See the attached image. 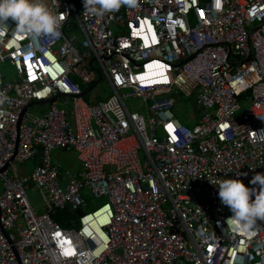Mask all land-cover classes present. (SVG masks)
I'll return each instance as SVG.
<instances>
[{"label": "built area", "instance_id": "2783aa9c", "mask_svg": "<svg viewBox=\"0 0 264 264\" xmlns=\"http://www.w3.org/2000/svg\"><path fill=\"white\" fill-rule=\"evenodd\" d=\"M57 3L59 37L13 35L11 19L0 35L14 73H0V264H264V222L232 231L213 184L258 189L264 174V0H136L103 16ZM98 75L109 95H81ZM180 96L200 108L192 126ZM53 150L79 168L62 174ZM86 195L104 201L86 211ZM65 208L80 210L68 227L50 217Z\"/></svg>", "mask_w": 264, "mask_h": 264}, {"label": "clouds", "instance_id": "9594fccd", "mask_svg": "<svg viewBox=\"0 0 264 264\" xmlns=\"http://www.w3.org/2000/svg\"><path fill=\"white\" fill-rule=\"evenodd\" d=\"M135 5L136 0H83L84 9L96 16L118 11L121 6ZM53 6L58 8L57 0H0V35L6 34L7 21L11 19L16 24L13 35L59 37L67 13L53 11ZM6 100L7 96L0 92V104ZM249 183L259 188L247 187L238 178H225L213 184L218 185L221 204L232 213L227 218L229 228L250 238L256 235L257 228L261 226L258 221L264 222V174L256 173Z\"/></svg>", "mask_w": 264, "mask_h": 264}, {"label": "rangeland", "instance_id": "374dc122", "mask_svg": "<svg viewBox=\"0 0 264 264\" xmlns=\"http://www.w3.org/2000/svg\"><path fill=\"white\" fill-rule=\"evenodd\" d=\"M0 73L4 77V79L8 81L14 79V73L12 72L11 67L6 63L0 64ZM109 93H110L109 88L106 82L104 81V79H102L99 82H97L89 90V92L86 95V98H90L91 100L104 99L109 95ZM125 104L131 110L132 108H136L140 106L141 102L139 99L129 98L125 100ZM194 106H195L194 97L193 98L185 97V98L179 99L178 102L175 103L174 111L180 117L182 116L184 118H187L190 124H193L194 122H196V119L200 114V108L198 106L194 108ZM45 108H46V104L41 105V106L33 105V106H30L28 110L32 113H35L38 111H44ZM241 109L239 111H241ZM138 156L140 160L143 159V155L141 151L138 152ZM50 160L52 162L59 163L62 174L70 173L74 171L75 169H78L80 166L79 161L76 158V154L72 150H67V151L53 150L50 153ZM32 166H33V163L31 161H25L22 164H15V168L17 171H24V169L29 171L32 169ZM27 194H28V199L30 203L33 206H36L38 208L37 210L41 211L42 204H41V200L38 197L36 191L33 190V192L31 193L27 190ZM83 200L85 203L86 211L91 210L92 208H94L95 206H97L98 204L104 201L102 197L93 198L89 195L84 196Z\"/></svg>", "mask_w": 264, "mask_h": 264}, {"label": "trees", "instance_id": "16d2710c", "mask_svg": "<svg viewBox=\"0 0 264 264\" xmlns=\"http://www.w3.org/2000/svg\"><path fill=\"white\" fill-rule=\"evenodd\" d=\"M180 97L182 98V96ZM173 112H174L175 117H177L181 123L187 126L191 125L186 118L182 116L180 117L179 115H177L174 109H173ZM78 215H80L79 209L71 211L65 208V209H56L50 212V217L63 227H68L70 226V224H74V220Z\"/></svg>", "mask_w": 264, "mask_h": 264}, {"label": "water", "instance_id": "95a60500", "mask_svg": "<svg viewBox=\"0 0 264 264\" xmlns=\"http://www.w3.org/2000/svg\"><path fill=\"white\" fill-rule=\"evenodd\" d=\"M99 75L97 76V79L92 82L89 86H87L86 88L83 89V91L81 92V95H84L85 93H87V91L93 87V85L99 80ZM51 99H47V100H42V101H32L30 103H28V105L26 107H29L31 105H40V104H43V103H46V102H49Z\"/></svg>", "mask_w": 264, "mask_h": 264}, {"label": "snow or ice", "instance_id": "6c2138e0", "mask_svg": "<svg viewBox=\"0 0 264 264\" xmlns=\"http://www.w3.org/2000/svg\"><path fill=\"white\" fill-rule=\"evenodd\" d=\"M169 127H171V126H169ZM67 255H72L73 253H71V252H68V253H66Z\"/></svg>", "mask_w": 264, "mask_h": 264}, {"label": "crops", "instance_id": "0c3cea01", "mask_svg": "<svg viewBox=\"0 0 264 264\" xmlns=\"http://www.w3.org/2000/svg\"><path fill=\"white\" fill-rule=\"evenodd\" d=\"M35 113H36V112H35ZM186 119H187V118H186ZM187 120H188V119H187ZM196 120H197V119H196ZM188 122H189V121H188ZM194 123H195V122H194ZM194 123H193V124H194ZM193 124H191V125H189V126H192ZM24 170H26V169H24ZM41 208H42V207H41ZM37 209H38V208H37Z\"/></svg>", "mask_w": 264, "mask_h": 264}]
</instances>
